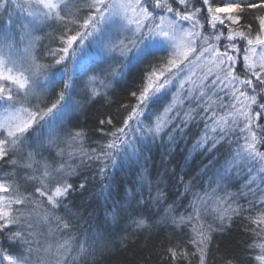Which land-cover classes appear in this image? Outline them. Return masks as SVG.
<instances>
[{"label":"snow or ice","instance_id":"6c2138e0","mask_svg":"<svg viewBox=\"0 0 264 264\" xmlns=\"http://www.w3.org/2000/svg\"><path fill=\"white\" fill-rule=\"evenodd\" d=\"M121 86L133 102L98 113L96 140L79 116ZM165 137L208 160L172 195L175 170L146 167ZM93 168L104 218L85 221L70 205ZM237 222L220 264H264V0H0V264H87L116 236L208 264Z\"/></svg>","mask_w":264,"mask_h":264},{"label":"trees","instance_id":"16d2710c","mask_svg":"<svg viewBox=\"0 0 264 264\" xmlns=\"http://www.w3.org/2000/svg\"><path fill=\"white\" fill-rule=\"evenodd\" d=\"M143 74V67L140 71L137 72L133 70L131 75L127 76V87L132 90H137V85L133 81H139L141 75ZM112 103L108 104H94L88 106V109L83 115L79 116L80 123L89 135H94L96 140H99L102 135L99 132L95 131L97 115L98 113H111L112 117L115 118L118 122L122 120V113L124 110L120 107L122 103L131 104L132 98L125 95V88L115 87L112 96L110 97ZM147 123V122H145ZM195 142L194 138L189 140L187 143L185 141L179 142V147L173 148V146L167 142V137H165V146L164 147H153L152 151L145 152V156H150L147 164V172L155 180L156 173L164 172L165 167L168 169V174L171 176L173 170H175V177L169 179L168 176L165 177V181L168 185V192L170 195L177 191V184L180 179L182 172L186 171L187 176H185V182L190 180L193 176H196L200 173V170L208 163L206 157L199 155V149L192 150V144ZM159 145V141H157ZM95 146V144L93 145ZM172 149L171 156L166 155L165 153ZM143 164V160H141ZM93 172H88L89 176V185L86 191L83 194L79 192L75 193L72 199V205H70V212L83 213L84 220L90 221L92 217L99 215L101 220L104 218V202L100 194V187L91 182V176ZM141 171V168L138 166L135 169V172L138 173ZM109 172H115V179L119 182L122 179H134L135 173L131 176L126 175L128 169L125 168L121 171L119 168L113 169L109 168ZM206 180L207 177H204ZM99 180V177H97ZM161 187H164L162 184ZM179 190L183 191V185H179ZM91 214V215H89ZM77 222L74 217V223ZM78 223L84 224V221H79ZM85 227L87 225L85 224ZM242 225L237 222L233 225L230 233L215 234V238L212 240L210 247L212 253L209 257L208 264H220V257L226 251H230L234 248L237 240L240 239L238 233H240ZM113 243L116 245L114 248H109L101 258L99 255L95 259L92 257L88 258L87 264H160V259L157 257L156 252L159 250V240H152L145 242L141 238L140 242H137L135 245L129 242V245L125 248L120 243V237L116 236L113 240ZM219 248L217 252L216 249ZM77 264H84L83 261L77 260Z\"/></svg>","mask_w":264,"mask_h":264}]
</instances>
